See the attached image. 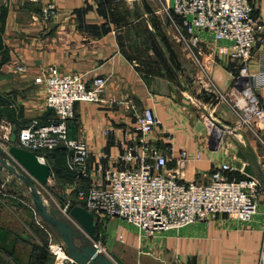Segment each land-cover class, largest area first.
<instances>
[{
	"label": "crops",
	"instance_id": "obj_1",
	"mask_svg": "<svg viewBox=\"0 0 264 264\" xmlns=\"http://www.w3.org/2000/svg\"><path fill=\"white\" fill-rule=\"evenodd\" d=\"M249 2L264 25V0ZM47 5L53 9L46 16ZM1 7L6 9L0 22L6 59L0 66V97L13 115L1 117L0 129H11L10 139L32 121L51 120L44 87L34 78L55 66L87 83L106 79L102 101L75 103L66 125L68 138L85 143L90 166L120 167L122 151L144 138L164 149L170 146L171 167L178 152L187 151L186 181H201L221 163L236 168L229 175L234 179L258 176L264 149L214 91L228 92L238 73L237 60L217 53L225 41L200 34L201 69L174 39L160 0H0ZM257 92L264 98V88ZM145 108L153 110L160 125L142 135L136 117ZM6 136L3 132L0 141ZM46 163L49 191L62 192V206L74 197L73 178L59 175L56 180ZM0 185L13 199L27 198L25 186L1 167ZM104 220L105 249L124 264H264V195L248 222L219 216L144 235L121 220ZM46 225L32 209L13 215L0 206V264H58L65 248Z\"/></svg>",
	"mask_w": 264,
	"mask_h": 264
},
{
	"label": "built area",
	"instance_id": "obj_2",
	"mask_svg": "<svg viewBox=\"0 0 264 264\" xmlns=\"http://www.w3.org/2000/svg\"><path fill=\"white\" fill-rule=\"evenodd\" d=\"M160 1L174 39L189 51L201 69L196 52L200 34L207 32L215 41L226 42L217 47V53L237 60L238 73L228 92L214 91L234 112L238 125L248 130L264 149V98L257 92L264 88V25L254 16L249 0ZM52 9V5H47L44 14L49 15ZM34 82L43 85L45 105L52 109L54 117L46 123L32 121L21 127L16 145L34 152L41 162H46L45 151L65 148L74 198L82 205L77 206L91 213L96 223L117 219L150 235L213 221L219 216L248 222L257 213L258 199L264 195L258 177L234 179L229 175L236 168L221 163L201 181H186L183 172L189 161L187 151L180 150L171 167L170 146L164 149L144 138L122 151L120 167L100 162L90 166L85 143L68 138L66 125L74 117L75 103L102 101L106 79L95 77L87 83L78 74L61 73L57 67L49 66L40 71ZM159 125L160 120L150 108L136 117V129L142 135ZM208 128L211 132L212 128ZM259 170L264 176V158ZM49 182L50 178L48 185ZM79 182H85V187H78ZM70 209L68 199L58 207V213L81 231L70 218ZM263 256L264 226L260 249V257Z\"/></svg>",
	"mask_w": 264,
	"mask_h": 264
},
{
	"label": "water",
	"instance_id": "obj_3",
	"mask_svg": "<svg viewBox=\"0 0 264 264\" xmlns=\"http://www.w3.org/2000/svg\"><path fill=\"white\" fill-rule=\"evenodd\" d=\"M14 140L15 138L1 141L0 167L25 186L34 212L50 227L64 246L66 256L58 264H124L117 256L108 257L96 247V219L91 213L80 206L69 210L70 218L79 226L80 231L56 211L47 208L36 185L50 190V166L39 161L34 152L17 146ZM257 177L264 187V176L260 170Z\"/></svg>",
	"mask_w": 264,
	"mask_h": 264
},
{
	"label": "rangeland",
	"instance_id": "obj_4",
	"mask_svg": "<svg viewBox=\"0 0 264 264\" xmlns=\"http://www.w3.org/2000/svg\"><path fill=\"white\" fill-rule=\"evenodd\" d=\"M162 12V11H161ZM162 14L164 15V17L166 18L165 14L162 12ZM168 21V20H167ZM169 24V23H168ZM170 29H171V33H173V29L172 27L169 25ZM47 115L49 117H51V120L54 117V114H52V112H48ZM5 132L7 133V136L5 137L4 141H7L10 139L11 137V129H4L3 127L0 129V135ZM12 138H16V136H12ZM1 144V141H0ZM51 185V183L49 184V186ZM37 190L40 193V196L42 197V199L44 200V204L47 206L48 209L50 210H54L56 211V213L58 214V207L60 206V200L59 197H62L63 194L62 192H60V190H52L49 191L45 188H42L39 185H36ZM50 188V187H49ZM25 194L27 196V198L23 197V200L21 199H13L11 197H9L5 191V188L2 187L0 185V206H4L10 213H12L13 215L15 214H27L30 209L33 210V204L31 202L30 199V195L26 189ZM60 215V214H59ZM27 217V216H26ZM27 219V218H25ZM100 224V227L98 229V240L96 242V244L98 245L99 249L108 257H111L113 255V251H109L108 249H105L104 246V233H106V230L104 231V223L105 220H102L100 222H98ZM97 225V223H96ZM110 235H112L111 233V228H110ZM57 242H59L60 244H62L58 239ZM119 252V251H118Z\"/></svg>",
	"mask_w": 264,
	"mask_h": 264
},
{
	"label": "trees",
	"instance_id": "obj_5",
	"mask_svg": "<svg viewBox=\"0 0 264 264\" xmlns=\"http://www.w3.org/2000/svg\"><path fill=\"white\" fill-rule=\"evenodd\" d=\"M5 13H6V9L1 7V9H0V22L2 25L4 22V18H5ZM5 59H6V51H5L4 47H2L1 41H0V66L5 61ZM3 104H4V100L0 97V119L2 116H5L7 118H12L13 112L5 109L3 107ZM14 142H15V144L18 143L17 135H16ZM65 154H66V149L63 147H59V148H56L53 150L45 151L46 161L51 165L52 173H53L54 177L56 178V180H57V177L59 175L65 176V177H70V179L73 178L72 173L69 171V169L67 168V166L65 164V157H64ZM69 200H71V208L74 206H77V205L82 206L79 202H77L75 200L74 197L69 199ZM99 227H100V224L97 222V225H96L97 234H98ZM29 264H30V262H29Z\"/></svg>",
	"mask_w": 264,
	"mask_h": 264
},
{
	"label": "bare ground",
	"instance_id": "obj_6",
	"mask_svg": "<svg viewBox=\"0 0 264 264\" xmlns=\"http://www.w3.org/2000/svg\"><path fill=\"white\" fill-rule=\"evenodd\" d=\"M62 255V254H61Z\"/></svg>",
	"mask_w": 264,
	"mask_h": 264
}]
</instances>
